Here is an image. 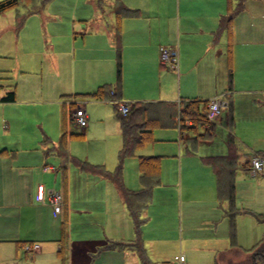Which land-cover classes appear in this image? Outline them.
I'll list each match as a JSON object with an SVG mask.
<instances>
[{
    "label": "crops",
    "instance_id": "1",
    "mask_svg": "<svg viewBox=\"0 0 264 264\" xmlns=\"http://www.w3.org/2000/svg\"><path fill=\"white\" fill-rule=\"evenodd\" d=\"M239 2L240 0H114L110 24H105L101 18L90 22L84 19L83 32H79L80 52L86 49L93 56L92 61L87 63L93 62L95 69L91 71L90 78L93 80L92 85L97 87L91 91H78L74 95L73 93L64 95L67 97L88 96V93L103 86L106 91L103 99L93 100L111 103L115 109V117L118 113L116 98L131 104L159 101L177 104L180 100L225 97L224 100L229 105L224 109V120L220 117L218 121L202 129L204 134L208 135L205 137H210L218 123L223 125L228 132L227 147L229 150L233 148L236 152L237 164L250 172L251 159L257 155L264 156V152L246 153V160L239 164L241 154L235 143L229 141L230 137L235 141V136L232 133L234 119L230 126L228 113L229 107H232L233 115V104L237 105L241 101H248L253 107L264 105V0H241V5ZM118 3L135 10L136 14L118 17L115 12V6ZM237 8L240 9L236 11ZM229 15H231L230 21L225 23L224 20ZM73 38L77 39L76 36ZM68 45L64 53L68 54L72 50L75 54L77 48L73 45L71 49ZM161 46L178 52L176 70L169 71L159 64ZM119 54L120 86L117 85ZM189 73L190 77L193 75L191 85L184 90L185 85L183 86L182 80ZM138 74H140L139 77H136ZM156 76L159 78L158 83H156ZM7 86L8 88L0 90V98L14 90L16 99L12 102L0 101V221L3 222L0 225V242L13 245L15 255L13 259L2 261L0 264H52L48 254H53L58 245L57 239L62 236L58 218L62 212L68 216L70 230L68 233L69 264H142L138 253L131 247L106 246L109 242L132 241L140 244L149 260L157 264V261H154L157 259L155 257H158L156 250L170 241L164 214L162 221L158 220L152 226L156 230V235L147 233L146 229L150 225L148 221L151 220L148 217L149 202L140 213L143 222L136 231L134 220L116 186L103 175L84 170L74 162L79 160L102 166L99 163L104 160L90 156L82 160L84 159L82 156L76 155L71 150L73 144L69 138H66V146L62 149L61 139L66 133H60V136L50 135L41 123L35 126L36 132L30 137L16 132L22 120L20 109L15 107L20 103L23 95H21V89L16 90L15 86L11 87L10 84ZM110 88L115 92H109ZM109 99L111 102L108 101ZM6 108H9L7 113H5ZM71 110L68 114L70 119ZM116 121L120 130L118 119ZM85 129L83 134H80L85 135ZM69 134L70 138L74 135ZM182 135L183 133L180 132L181 139ZM63 152L65 156L62 155ZM215 156L222 155L208 153L201 156L203 163L213 171L209 172L202 167V172L208 178L212 175L216 177V174L205 158ZM51 158L59 161L57 167L60 169H56L53 163H49ZM176 158L179 163L178 168L176 165L175 173L181 174L182 180L185 175L182 162L185 158L184 156H176ZM116 166L114 161L110 163V169L102 167L113 171ZM122 178L128 189H141L138 167L134 170L130 184L125 173L122 174ZM39 184H42L45 190L43 202L37 200ZM212 185L215 186L216 192H212L205 202L192 198V191L190 195L188 193L183 195V189L180 186L179 235L181 242H185L187 246L192 245L203 253L201 258H208L209 253H214L216 264L219 254L232 249L241 250V246L250 244L254 246L260 241L264 234L259 237L260 233L258 228L253 226V221H256L254 217L258 219L254 213L264 214V208L253 209L254 212L249 209H240L234 218L235 237L231 239L230 218L225 213L228 207L227 202L223 213L227 218L226 221L228 220V225L222 224L219 234L214 231L206 236L197 235L192 230V222L198 213L203 215L200 222L207 224L211 229L213 225L215 230L218 225H221L219 217L215 215V206L208 204L213 196L214 199L215 195L218 197L217 177L215 184ZM190 186H193L191 182ZM186 187L187 190L191 189L189 185ZM81 189L85 192L89 189L101 196L93 199L75 196ZM51 190L59 191L62 195L63 205L59 214L54 212L48 202L47 193ZM201 204H203L201 210L193 208L194 205ZM166 209L167 207H165V213ZM57 218L59 221L56 220ZM245 222L248 223L246 230ZM73 240L77 242L75 247L72 246ZM31 243H37L39 247L33 254H27L23 246ZM22 253L26 256L30 255L32 261L17 262V258H20L18 256ZM179 256H175L171 264L175 263ZM184 257L185 264L186 260L190 264L187 253ZM55 260L58 258L55 257ZM161 263L168 264V261Z\"/></svg>",
    "mask_w": 264,
    "mask_h": 264
},
{
    "label": "rangeland",
    "instance_id": "2",
    "mask_svg": "<svg viewBox=\"0 0 264 264\" xmlns=\"http://www.w3.org/2000/svg\"><path fill=\"white\" fill-rule=\"evenodd\" d=\"M113 1L18 0L15 8L0 14V90L8 88L7 85L10 84L11 87L15 86L16 90L21 89V95H23L20 98V103L15 107L20 109V119L22 120L16 132L26 135L25 137H30L36 132L35 126L37 127L39 123L48 130L50 135L60 136V133L65 132L66 138H69V141L72 140L71 150L76 155L82 156L84 158L82 160H85L88 156L94 159H102L104 162L99 164L107 169H110V163L114 161L118 164V149L121 146V135L113 105L111 103L95 102L86 95L67 97L64 94L73 93L74 95L78 91H91L97 87L92 85L93 80L90 78L91 71L94 68L93 62L92 64L87 63L92 61L93 56L86 49L80 52L81 35L79 32H83L84 19L90 22L93 19L101 18L105 24H110V16L113 14ZM73 36H76L77 39L74 40ZM66 45L71 49L74 45L77 48L75 54L72 50L65 54L64 51H67ZM53 47L54 50H52ZM165 69L173 71L170 68ZM139 75H136V77H139ZM192 76L190 77L189 73L183 77L184 90L190 88ZM155 79L158 83L159 78L156 76ZM112 83L114 84V82ZM210 98H207V100ZM116 100L125 101L120 98H116ZM108 101L111 102V99ZM77 104L84 105L89 116L85 135H82L83 130L78 128L68 116L69 110ZM203 108L204 103L201 101L200 109L204 110ZM7 112H9V108H6L5 113ZM220 117L224 120V111ZM220 117L214 122L218 121ZM233 119L232 133L235 136L234 143L241 154L240 164L246 160V153L264 152V105L253 107L248 101H241L237 105L233 104ZM177 123L176 119L167 117L161 124H156L153 127L152 139L147 140L133 155L123 160L122 174L125 173L128 176L130 184L134 170L138 167V155L161 156L160 181L152 190L148 211V217L151 220L148 221L150 225H148L146 231L151 235H156V230L152 226L158 220L162 221L164 214L167 220L170 241L156 250L158 257L154 256L157 259L152 260L157 261V264H162L161 262L164 261L171 264L175 256L181 254L186 256L187 253L190 264H215L214 253H209L208 258H201L203 253L196 250L197 248L192 245L187 246L185 242L180 241V186L183 189V195L187 193L190 195V191H192V198L204 202L212 192H216L215 186L212 185L215 184L216 177L212 175L208 178L202 172V167L209 170V172L213 171L203 163L201 156L208 153L227 156L230 153L226 144L228 132L223 125L218 123L210 137H205L208 135L204 134V130L200 126L197 132L193 129L184 130L181 139ZM69 133L74 135L70 138ZM198 134H201L199 135L200 138H197ZM176 156H184L185 158L182 162L185 171L182 180L181 174L175 173L176 165L178 168L179 163ZM49 163H53L56 169H60V167H57L59 161L51 158ZM190 182L193 186H190ZM234 183V205L236 208H239V210L249 209L253 212V209L264 208V169L258 175H252L241 165H238L234 172ZM188 185L191 187L189 190L186 187ZM75 196L93 199L101 195L94 194L89 189L86 192L81 189ZM208 204L215 206V215L219 217V224L221 225H218L216 230L213 225L211 229L207 224L200 222L203 215L198 213L192 222V230L197 235L206 236L214 231L219 234L222 224L228 225V220L226 221L227 218L224 217L223 213L227 201H220L215 195V199L213 196ZM165 207H167L166 213ZM193 208L201 210L203 204L194 205ZM183 212L185 214V208ZM64 214L62 212L58 215L60 221L58 218L56 219L59 221L60 235L62 234V236L57 239L58 245L53 254H48L49 259H52V264H69L70 241L68 233L70 230L68 216ZM254 219L256 221H253V226L258 228L259 237H261L264 234V222L255 217ZM1 223L3 222L0 221V225ZM244 227L245 230L248 228L247 222L244 223ZM163 231L166 230L163 229ZM84 241L86 240L84 239ZM76 244L77 242L73 240L72 246L75 247ZM252 247L251 244L241 246V250L245 251ZM14 255L13 245L0 242V262L11 260ZM18 257L20 258H17V262L21 260L32 261L30 255L26 256L22 253ZM55 257L58 260H55ZM246 257V255L241 254L233 256V259L240 260ZM186 264H189L188 260H186Z\"/></svg>",
    "mask_w": 264,
    "mask_h": 264
},
{
    "label": "trees",
    "instance_id": "3",
    "mask_svg": "<svg viewBox=\"0 0 264 264\" xmlns=\"http://www.w3.org/2000/svg\"><path fill=\"white\" fill-rule=\"evenodd\" d=\"M18 4V0H1L0 1V14L2 12L8 11L15 8ZM241 5V0L239 2ZM240 8H237L239 10ZM115 12L120 16H131L135 15L136 11L128 9L118 3L115 6ZM234 13V12H233ZM231 15L226 17L225 23L230 21ZM231 82V76H230ZM121 84V62L120 54L117 59V85ZM115 92L114 89H109V92ZM106 91L103 86H100L96 91L88 93L87 95L92 99H103ZM16 94L15 91L7 92L3 97L0 98L2 102H12L15 101ZM203 101L204 108L206 106L207 100H180L179 103L171 102H135L132 104V109L128 115H121L119 112L116 113V117L120 124L122 144L118 152V164L113 171H108L99 165H92L86 161L74 162L82 169L93 171L103 175L105 178L110 180L119 191L122 199L126 203L130 215L134 220L136 231L139 230L143 219L140 218L141 211L148 205L151 201V195L153 187L159 184L160 181V159L161 156H137L138 169H139V180L142 184L141 189L131 190L128 189L122 178V163L123 160L131 156L144 145L147 140L152 139L153 127L156 124H161L167 117L176 119L178 121L180 132L183 133L186 129H193L197 132V129L201 127H206L208 121L204 117L203 110L200 109V103ZM229 105V104H228ZM229 119L228 123L231 126L233 123L232 107H229ZM191 120V125H186L185 120ZM200 135V134H199ZM197 136L199 138L200 136ZM230 143L234 140L230 137ZM62 149L66 146V135H62L61 139ZM65 156L64 152L62 153ZM205 161L212 166L217 177V192L220 201H227L228 207L225 213L230 218V235L231 239L235 237L234 230V218L240 212L238 208L234 205V172L238 163V156L234 149L230 148V153L227 156H215L207 157ZM248 211V210H247ZM250 212V211H249ZM254 215L264 222V214ZM107 247H131L134 249L142 262V264H155L151 262L146 255L144 248L137 242L129 243H118L109 242ZM235 249V248H234ZM233 250V249H232ZM229 252H223L219 254L216 264H264V235L260 241L255 244L252 248L248 250H233ZM244 254L247 257L240 260L233 259V256H238ZM229 255V256H228Z\"/></svg>",
    "mask_w": 264,
    "mask_h": 264
},
{
    "label": "built area",
    "instance_id": "4",
    "mask_svg": "<svg viewBox=\"0 0 264 264\" xmlns=\"http://www.w3.org/2000/svg\"><path fill=\"white\" fill-rule=\"evenodd\" d=\"M159 61L162 66L170 69H177L178 65V52L172 48L160 47L159 48ZM118 112L125 116L128 115L132 109V104L126 101L115 100ZM228 106L227 101H225L221 96H215L207 100L205 109L203 110L204 117L208 123H213L218 117L221 116L224 109ZM70 117L75 123V125L81 130L85 129L88 125V114L84 105L77 104L70 111ZM186 125H191V120H185ZM250 173L256 175L264 169V156H254L250 161ZM44 186L39 184L37 187V200L40 202L44 201ZM48 202L53 207L55 213H61L62 210V195L59 191L51 190L48 191ZM39 245L37 243L25 244L23 246L24 251L28 254H33ZM173 264H185L184 255L177 257L176 262Z\"/></svg>",
    "mask_w": 264,
    "mask_h": 264
}]
</instances>
